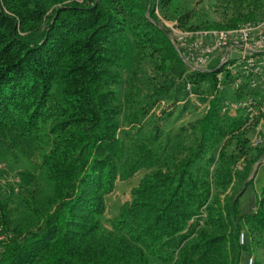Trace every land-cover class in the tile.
Returning <instances> with one entry per match:
<instances>
[{"label":"trees","instance_id":"16d2710c","mask_svg":"<svg viewBox=\"0 0 264 264\" xmlns=\"http://www.w3.org/2000/svg\"><path fill=\"white\" fill-rule=\"evenodd\" d=\"M169 1L0 0V141L39 157L18 206L0 196V264H150L151 255L164 264H248L251 254L264 264V185L255 209L240 202L264 145L251 144L246 115L222 111L216 70L180 57L156 13ZM233 1L227 22L189 27L264 16V0ZM131 45L138 59L157 56L163 71L181 65L185 92L191 81L214 94L190 124L192 141L177 142L180 157L161 150L168 138L155 121L143 135H120L116 86ZM134 113L131 124L142 115ZM141 169L149 170L107 230L106 195ZM236 181L240 190L225 201Z\"/></svg>","mask_w":264,"mask_h":264},{"label":"rangeland","instance_id":"374dc122","mask_svg":"<svg viewBox=\"0 0 264 264\" xmlns=\"http://www.w3.org/2000/svg\"><path fill=\"white\" fill-rule=\"evenodd\" d=\"M237 5L233 0H170L161 8L157 6L156 13L160 23L168 29L174 43L175 30L179 27L212 22L225 23L235 14ZM158 63L157 56L138 59L136 48L129 46L126 66L122 70L123 81L116 86L121 97L122 109L119 117L120 135L127 139L130 138L128 133L143 135L151 130L155 121L162 125L164 139L168 138L165 148L161 150L180 157L184 152L176 144L179 141L185 144L192 141L190 124L203 116L210 103L211 94L200 89L193 90L192 93L185 92L181 86L184 78L183 67L175 65L163 71L159 69ZM137 110L142 112L140 121L131 124L128 118L135 115L134 111ZM249 127V137L252 141L254 126L249 124ZM8 145L0 141V196L7 200L8 207L12 208L18 206L20 192L28 193V186L36 183L39 157L36 151L19 152ZM256 153V150H252L249 156L253 157ZM148 170L141 169L128 179L118 180L114 190L106 195V210L101 219L107 230L112 229L110 220L117 215L121 205L133 199L132 188ZM252 177L254 183L248 186L247 191L240 197L241 206L245 208L255 203L256 195L264 185V154L254 164L253 172L248 179ZM240 186V182L236 181L233 186L222 192V199L226 201L234 196L240 190ZM252 208L255 209V206L252 205ZM17 209L15 211H19ZM245 228L242 231L247 232ZM6 236L4 232L0 234V246ZM240 242H243L241 237ZM242 255L243 258L247 257L245 250ZM250 257L254 259L256 254H251ZM243 263L242 260L241 264ZM150 264L164 263L151 255Z\"/></svg>","mask_w":264,"mask_h":264},{"label":"built area","instance_id":"2783aa9c","mask_svg":"<svg viewBox=\"0 0 264 264\" xmlns=\"http://www.w3.org/2000/svg\"><path fill=\"white\" fill-rule=\"evenodd\" d=\"M174 44L192 69L216 70L215 93L226 95L222 111L246 115L254 126L252 145H264V16L231 27H179ZM186 87L192 93L193 82Z\"/></svg>","mask_w":264,"mask_h":264}]
</instances>
